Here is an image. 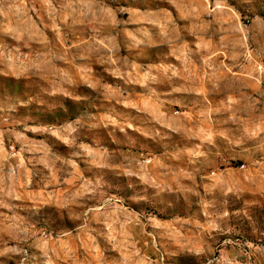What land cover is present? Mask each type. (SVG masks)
Here are the masks:
<instances>
[{"label":"rangeland","instance_id":"374dc122","mask_svg":"<svg viewBox=\"0 0 264 264\" xmlns=\"http://www.w3.org/2000/svg\"><path fill=\"white\" fill-rule=\"evenodd\" d=\"M0 264H264V0H0Z\"/></svg>","mask_w":264,"mask_h":264}]
</instances>
